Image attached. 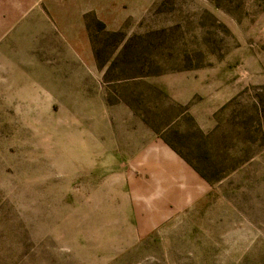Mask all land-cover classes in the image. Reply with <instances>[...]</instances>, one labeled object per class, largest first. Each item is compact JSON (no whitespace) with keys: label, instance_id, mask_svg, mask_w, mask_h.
Here are the masks:
<instances>
[{"label":"rangeland","instance_id":"obj_1","mask_svg":"<svg viewBox=\"0 0 264 264\" xmlns=\"http://www.w3.org/2000/svg\"><path fill=\"white\" fill-rule=\"evenodd\" d=\"M0 264H264V0H0Z\"/></svg>","mask_w":264,"mask_h":264}]
</instances>
